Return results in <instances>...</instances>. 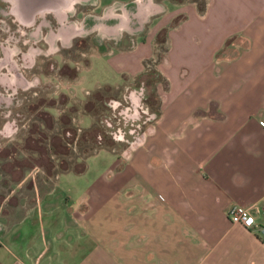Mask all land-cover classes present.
Listing matches in <instances>:
<instances>
[{
  "label": "crops",
  "instance_id": "0c3cea01",
  "mask_svg": "<svg viewBox=\"0 0 264 264\" xmlns=\"http://www.w3.org/2000/svg\"><path fill=\"white\" fill-rule=\"evenodd\" d=\"M169 1L184 14L178 22L162 16L136 49L98 52L85 68L102 62L93 81L124 85L166 28L158 114L112 165L93 181L82 159L55 175L53 163L39 182L32 167L3 163L0 264H264V234L226 215L237 201L264 224V0H206L203 11ZM238 33L242 47L216 67ZM12 169L19 175L6 177Z\"/></svg>",
  "mask_w": 264,
  "mask_h": 264
},
{
  "label": "rangeland",
  "instance_id": "374dc122",
  "mask_svg": "<svg viewBox=\"0 0 264 264\" xmlns=\"http://www.w3.org/2000/svg\"><path fill=\"white\" fill-rule=\"evenodd\" d=\"M195 1L198 5L205 2ZM177 5L169 0H90L76 3L72 8L76 18L72 22L82 33L69 39L66 45L61 41L50 44L45 31L39 38L43 40L38 44H34L33 40L27 42L17 36L18 24L12 16L3 14L4 17L0 18V46L3 48L6 41L12 40V48L22 55V60L17 57L20 69L17 76L22 77L23 83L17 84L19 92L12 100L0 105V173L5 177L3 163L19 162L32 167L30 180L42 182L48 178L47 172L52 164L60 163L59 159L68 162L82 159L90 166L88 176L95 181L99 167L112 165L128 143L158 114L161 91L166 84L155 71L161 73L157 60L167 52L168 47L164 42L158 43L157 36H161L166 28L158 31L151 58L143 60H148L143 72L125 81L124 85L116 87L104 80L93 81V77L103 74L102 62L94 64L90 70L85 68L93 63L98 52L136 49L139 42L149 40V30L162 16L165 18L174 12L171 24L178 22L184 14L181 8L177 9ZM109 8H112V13H106ZM104 13L107 14L106 20L124 17L129 26L118 34L106 35L93 27L94 22L88 26V21L84 22L86 17L91 16L94 20ZM85 24L92 27L91 32ZM223 31L225 27H222ZM228 38H234L230 44L234 49L224 50ZM227 41L213 57L216 67L224 65L221 59L226 55H232L242 47L244 37L239 33L231 34ZM257 52L259 50L255 49L254 53ZM2 57L0 55V60ZM81 76L85 82L76 85ZM127 85L129 89L126 92L124 86ZM13 92L17 93L16 90ZM137 95L141 99L134 101ZM86 113L93 124L88 134L85 127L90 126V121L86 118L83 122L82 119ZM74 128L76 136L73 135ZM85 149H92L93 152L81 156ZM65 151H69L68 154H62ZM35 169L37 171L34 172ZM12 170L14 173L7 172L9 175L6 174V177L19 175L18 170ZM22 189L21 193L25 190Z\"/></svg>",
  "mask_w": 264,
  "mask_h": 264
},
{
  "label": "flooded vegetation",
  "instance_id": "af4514ba",
  "mask_svg": "<svg viewBox=\"0 0 264 264\" xmlns=\"http://www.w3.org/2000/svg\"><path fill=\"white\" fill-rule=\"evenodd\" d=\"M87 1L90 0H0V18L4 17L3 14H8L7 17L12 16L13 21L18 24L17 36L26 39L27 42L33 40L34 44H38L43 40L39 38L45 31L46 39L50 44L61 41L66 45L69 39L82 33L79 30H69L70 25H74L72 21L76 18L72 8L76 3ZM39 4L41 6L37 7ZM64 27L66 29L62 32L61 28ZM12 42V40H8L5 43L6 46L3 48L0 46V55L3 56V59L0 60V105H5L12 100L19 92L20 87L17 84L23 83L22 77L17 76V72L20 71L17 57L20 58L22 55L15 52ZM15 58L14 63L12 60ZM13 90H16L17 93H12Z\"/></svg>",
  "mask_w": 264,
  "mask_h": 264
},
{
  "label": "built area",
  "instance_id": "2783aa9c",
  "mask_svg": "<svg viewBox=\"0 0 264 264\" xmlns=\"http://www.w3.org/2000/svg\"><path fill=\"white\" fill-rule=\"evenodd\" d=\"M260 125L264 126V122L260 121ZM226 215L232 224L242 225L257 233L264 234V224L258 222L256 214L250 207L237 201H230Z\"/></svg>",
  "mask_w": 264,
  "mask_h": 264
},
{
  "label": "bare ground",
  "instance_id": "6f19581e",
  "mask_svg": "<svg viewBox=\"0 0 264 264\" xmlns=\"http://www.w3.org/2000/svg\"><path fill=\"white\" fill-rule=\"evenodd\" d=\"M112 12H113L112 8H109L106 10V13H112ZM106 13L100 15L98 18H95L94 20L91 18V16H89L85 19L84 22L88 21L87 26L89 25V23L94 22L93 27L96 29H99L101 32H103V34H106V35L107 34H109V35L118 34L119 32L124 31L125 26H129V21H125L124 17H122L121 19L115 17L114 19L106 20L107 19ZM136 21H137V19H136ZM87 26L85 24V28L87 30L91 29L90 30V32H91L92 27L89 28ZM65 29H66V27L61 28V31L63 32ZM69 30L70 31H77V30H79V27L74 26V25H72V26L70 25ZM66 31H68V30H66Z\"/></svg>",
  "mask_w": 264,
  "mask_h": 264
},
{
  "label": "trees",
  "instance_id": "16d2710c",
  "mask_svg": "<svg viewBox=\"0 0 264 264\" xmlns=\"http://www.w3.org/2000/svg\"><path fill=\"white\" fill-rule=\"evenodd\" d=\"M205 4H206V0H205V2H203L202 3V5H198V8H199V11H203L204 10V7H205ZM165 35H166V29H164L163 30V33H162V35L161 36H157V42L158 43H165ZM234 40V38H231V39H229L227 42H226V44H225V46H224V50H226V49H229L230 48V44H231V42ZM162 55H163V53H162ZM160 59H161V57L159 58L158 57V62L160 61ZM147 62H148V60H145V61H143V66L145 67V65L147 64ZM157 62V63H158ZM155 73H157L158 74V76L162 79V81H164V83L166 84V86H167V80H166V78H165V76L162 74V73H160L159 71H155ZM154 88H155V86H154ZM146 99H147V97H146ZM92 109V108H91ZM91 109H90V111H91ZM67 130H69V131H72V129H67ZM73 135L74 136H76L77 135V131H76V128H74L73 129ZM46 137V136H45ZM85 137V135L83 134V138ZM84 140H86V139H84ZM69 152V151H68ZM68 152H63L62 154H64V155H66V154H68ZM93 152V150L91 149V150H88V149H85L84 150V152H83V155H81V156H85V155H88V154H91ZM59 158H60V156H59ZM58 158V159H59ZM58 162H60L59 164H53L54 165V170H53V175H55V174H57V173H59V172H64V171H67V170H70L71 169V166H70V164H69V162L67 161V160H65V159H59V161Z\"/></svg>",
  "mask_w": 264,
  "mask_h": 264
}]
</instances>
